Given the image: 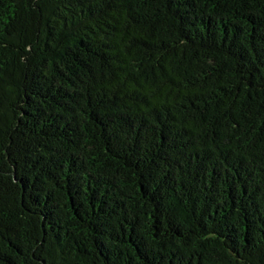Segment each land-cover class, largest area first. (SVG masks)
<instances>
[{"label":"trees","instance_id":"trees-1","mask_svg":"<svg viewBox=\"0 0 264 264\" xmlns=\"http://www.w3.org/2000/svg\"><path fill=\"white\" fill-rule=\"evenodd\" d=\"M0 264H264V0H0Z\"/></svg>","mask_w":264,"mask_h":264}]
</instances>
